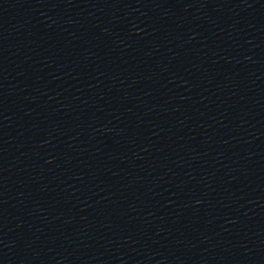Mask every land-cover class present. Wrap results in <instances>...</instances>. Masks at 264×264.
Here are the masks:
<instances>
[{"label":"water","instance_id":"1","mask_svg":"<svg viewBox=\"0 0 264 264\" xmlns=\"http://www.w3.org/2000/svg\"><path fill=\"white\" fill-rule=\"evenodd\" d=\"M0 264H264V0H0Z\"/></svg>","mask_w":264,"mask_h":264}]
</instances>
